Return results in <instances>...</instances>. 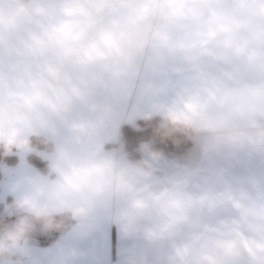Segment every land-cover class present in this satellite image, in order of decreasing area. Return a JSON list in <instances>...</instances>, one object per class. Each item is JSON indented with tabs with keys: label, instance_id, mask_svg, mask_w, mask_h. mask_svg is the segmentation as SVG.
Returning a JSON list of instances; mask_svg holds the SVG:
<instances>
[{
	"label": "crops",
	"instance_id": "0c3cea01",
	"mask_svg": "<svg viewBox=\"0 0 264 264\" xmlns=\"http://www.w3.org/2000/svg\"><path fill=\"white\" fill-rule=\"evenodd\" d=\"M146 116L194 143L125 152ZM0 145L20 264H264V0H0Z\"/></svg>",
	"mask_w": 264,
	"mask_h": 264
},
{
	"label": "rangeland",
	"instance_id": "374dc122",
	"mask_svg": "<svg viewBox=\"0 0 264 264\" xmlns=\"http://www.w3.org/2000/svg\"><path fill=\"white\" fill-rule=\"evenodd\" d=\"M161 119L165 126L166 145L168 147L166 153H169L172 147L173 149L181 146L189 147L194 143L196 132H193L191 128L171 120ZM135 123L133 124L135 125ZM149 143V141L141 142L134 152L139 148L140 152L143 153L148 149ZM12 147L4 148L8 150L9 148L12 149ZM184 154L190 155V151L185 149ZM2 164L5 163H0V169L3 168ZM2 200V194H0V264H7L12 261L20 264L23 259L21 258L22 255L19 256L18 253L28 251L27 245L33 246L32 243H28V241L25 240L26 237L32 236L25 231L29 224L21 222V220L18 222L20 219L17 216L19 212L17 210L9 211L8 209H10V207H5ZM32 238H34V236Z\"/></svg>",
	"mask_w": 264,
	"mask_h": 264
},
{
	"label": "trees",
	"instance_id": "16d2710c",
	"mask_svg": "<svg viewBox=\"0 0 264 264\" xmlns=\"http://www.w3.org/2000/svg\"><path fill=\"white\" fill-rule=\"evenodd\" d=\"M170 120V119H167ZM175 122L174 120H171ZM143 141H149L148 151L152 153H166L168 150L165 136V126L163 120L158 116L142 117L134 124L125 123L120 128V146L130 153L136 149ZM28 145L40 149L50 150L51 144L38 135H31ZM15 148L12 147V150ZM5 148L0 145V161L8 164H15L18 160L15 153H4ZM28 161L41 171L46 172L45 160L38 155L30 153L27 155Z\"/></svg>",
	"mask_w": 264,
	"mask_h": 264
}]
</instances>
